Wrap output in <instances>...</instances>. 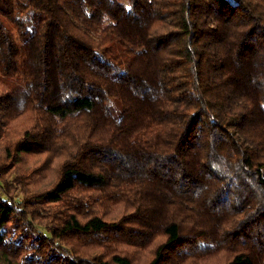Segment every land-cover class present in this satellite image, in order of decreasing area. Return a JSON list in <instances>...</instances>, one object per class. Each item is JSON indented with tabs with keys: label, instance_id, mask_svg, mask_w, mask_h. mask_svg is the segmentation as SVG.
I'll list each match as a JSON object with an SVG mask.
<instances>
[{
	"label": "trees",
	"instance_id": "obj_1",
	"mask_svg": "<svg viewBox=\"0 0 264 264\" xmlns=\"http://www.w3.org/2000/svg\"><path fill=\"white\" fill-rule=\"evenodd\" d=\"M0 191V264H264V0H0Z\"/></svg>",
	"mask_w": 264,
	"mask_h": 264
},
{
	"label": "rangeland",
	"instance_id": "obj_2",
	"mask_svg": "<svg viewBox=\"0 0 264 264\" xmlns=\"http://www.w3.org/2000/svg\"><path fill=\"white\" fill-rule=\"evenodd\" d=\"M111 108L113 110L114 115H116L117 117H119L121 115V108H120V106H118L116 104V102H112ZM25 156L28 157V160H26V157H25V161H23V163H21V164H18V170L20 172H24L26 170V171H28V173H30V171L27 170V168H30V169L34 170L33 173H30V175L28 176V178H30V181L31 180H36V181L41 180V179H39V174H41L42 171H39V170L45 168L46 167V163L47 164L53 163V165L47 166L48 171H46V175H43V176L45 178H47V179H51V177L55 174V170H56V167H57V163H58L57 161L58 160H55L54 162H50L49 159L46 160V157L43 158V156H45V155H25ZM41 161H42L43 164L40 163ZM41 182H39L38 185ZM3 196L5 197V195H3ZM18 199H20V197ZM81 248L83 249L82 246H81ZM96 249H99V247H97Z\"/></svg>",
	"mask_w": 264,
	"mask_h": 264
}]
</instances>
